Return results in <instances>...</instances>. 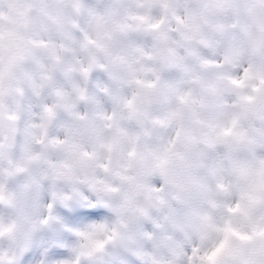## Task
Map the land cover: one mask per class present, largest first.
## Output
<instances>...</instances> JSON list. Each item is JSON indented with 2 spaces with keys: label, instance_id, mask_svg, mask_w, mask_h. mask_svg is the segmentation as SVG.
I'll return each instance as SVG.
<instances>
[{
  "label": "clouds",
  "instance_id": "clouds-1",
  "mask_svg": "<svg viewBox=\"0 0 264 264\" xmlns=\"http://www.w3.org/2000/svg\"><path fill=\"white\" fill-rule=\"evenodd\" d=\"M0 264H264V0H0Z\"/></svg>",
  "mask_w": 264,
  "mask_h": 264
}]
</instances>
